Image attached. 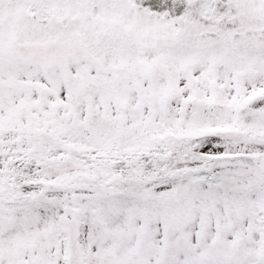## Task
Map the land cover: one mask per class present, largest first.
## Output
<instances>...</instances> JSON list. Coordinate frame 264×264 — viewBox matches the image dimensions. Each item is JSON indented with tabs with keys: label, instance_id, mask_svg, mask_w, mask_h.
Instances as JSON below:
<instances>
[{
	"label": "snow or ice",
	"instance_id": "obj_1",
	"mask_svg": "<svg viewBox=\"0 0 264 264\" xmlns=\"http://www.w3.org/2000/svg\"><path fill=\"white\" fill-rule=\"evenodd\" d=\"M0 264H264V0H0Z\"/></svg>",
	"mask_w": 264,
	"mask_h": 264
}]
</instances>
